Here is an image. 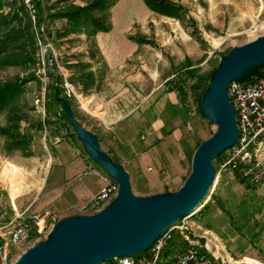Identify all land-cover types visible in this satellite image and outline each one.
<instances>
[{
  "label": "rangeland",
  "instance_id": "374dc122",
  "mask_svg": "<svg viewBox=\"0 0 264 264\" xmlns=\"http://www.w3.org/2000/svg\"><path fill=\"white\" fill-rule=\"evenodd\" d=\"M36 1H42L46 17L44 24L56 55L52 53V63L44 64L39 48L36 63L0 65V81L32 78L23 92L0 112V124L8 125L10 119L20 117L21 132H36L34 129L45 121L46 116L36 110L35 102L44 99L54 125L61 127L57 115L62 112V106L49 104L48 85L52 80L48 78L47 68L55 65L54 69L60 75V81L55 84L65 89L61 98L69 101L73 117L88 132L101 136L103 146L112 147L118 160L135 169L138 165L135 152L145 141L142 138L147 128L144 111L157 96L158 86L168 90L165 82L174 76L175 68L189 57L199 74L217 72L234 49L264 36V0H172L184 6L182 19L154 12L143 0H119L110 9L112 28L104 32L103 38L114 53L128 51V57L122 66L112 70L103 59L95 37L90 38L84 32L61 37L58 33L67 26V19L51 17L71 5L83 6L92 0ZM36 1L31 0L33 5ZM23 2L34 23L25 0ZM138 35L152 38L155 44L138 45L129 39ZM78 62L87 66L83 70L74 67ZM259 69H264V62L252 65L246 73ZM90 73H93V79ZM210 91L209 87L198 102L189 96V104L204 118L201 130L205 140L217 130L211 118ZM101 110L107 112L105 122L98 116ZM46 126L50 128L49 124ZM76 134L78 132L72 125L64 137L84 149ZM46 142L50 147V141L47 139ZM33 146L41 145L36 142ZM195 148L185 149L186 156L180 163L164 164L169 177L167 182L149 187L144 174L141 179L131 181V193L136 201L149 207L154 200L179 190L192 172ZM0 149L4 156L0 159L4 160L5 166L10 167L7 161L18 162L22 158V152L8 150L7 138L1 134ZM230 150H225L223 155ZM217 161L215 159L216 166ZM111 180L114 179L111 177ZM117 195L98 209L88 206L81 211L94 215L103 211L119 213ZM187 220L191 231L201 240L209 238L220 243V252L229 264H264V181L258 185L241 183L232 171L221 172ZM52 223L42 235L13 249L12 264L31 249L50 247L60 219Z\"/></svg>",
  "mask_w": 264,
  "mask_h": 264
},
{
  "label": "crops",
  "instance_id": "0c3cea01",
  "mask_svg": "<svg viewBox=\"0 0 264 264\" xmlns=\"http://www.w3.org/2000/svg\"><path fill=\"white\" fill-rule=\"evenodd\" d=\"M103 34L98 32L95 36L98 48L109 67L115 70L127 59L128 51L114 53ZM161 88L157 87V96L144 111L147 128L142 136L145 141L135 152L138 158L136 169L118 160L112 147L107 145L105 148L101 136L95 135L100 149L118 161L132 182L144 174L149 187L167 182L165 163H180L186 156L185 149L197 148L198 143L205 140L201 130L204 118L197 114L196 108L189 104V100L187 104L182 103L176 91ZM99 114L105 122L107 112L101 110ZM49 127L44 124L43 128L34 129L36 132L27 133L33 137L28 149H8L23 153L18 162L7 161L10 167L3 164L1 151L5 148L0 149V210L4 213V218L0 217V226L21 213L29 215L46 208L54 213V221L94 216L82 213L81 208H94V197L111 180V176L90 156L85 141L78 134L75 136L84 149L74 146V141L69 142L57 125ZM40 131H44L43 134ZM36 142L41 146L34 147Z\"/></svg>",
  "mask_w": 264,
  "mask_h": 264
},
{
  "label": "water",
  "instance_id": "95a60500",
  "mask_svg": "<svg viewBox=\"0 0 264 264\" xmlns=\"http://www.w3.org/2000/svg\"><path fill=\"white\" fill-rule=\"evenodd\" d=\"M264 62V36L236 48L222 62L211 81V118L217 130L196 149L192 172L176 192L141 206L131 193V177L119 163L103 152L97 137L88 132L72 115L66 103L69 122L86 143L90 156L119 183V213L104 211L88 217L61 221L53 231L48 248H34L15 264H100L106 259L134 254L148 248L168 223L192 214L205 198L216 177L214 159L238 140L235 110L228 87L252 65Z\"/></svg>",
  "mask_w": 264,
  "mask_h": 264
},
{
  "label": "built area",
  "instance_id": "2783aa9c",
  "mask_svg": "<svg viewBox=\"0 0 264 264\" xmlns=\"http://www.w3.org/2000/svg\"><path fill=\"white\" fill-rule=\"evenodd\" d=\"M34 19L37 44L41 50L43 63H52V40L47 35L44 23L37 24L36 9L31 0H25ZM53 50V51H52ZM255 72V71H254ZM244 73L232 80L228 87L230 102L236 113L238 140L230 147L226 155L217 161L216 177L223 171H235L241 168L243 176L253 184L264 181V73L251 75ZM49 78V77H48ZM68 85V82H66ZM36 110L46 116L45 100L35 102ZM225 152V151H224ZM119 191V183L110 180L94 197L93 207L101 205L113 198ZM1 219L4 213L0 210ZM188 215L177 218L176 223L169 222L157 239L146 249L122 256H115L100 264H229L221 254L220 243L213 239L201 240L188 225ZM52 221L54 213L51 209L32 214L21 213L0 226V264H12L13 249L28 242L33 237L42 235ZM188 243L182 251H173L171 242L175 233ZM166 251H169L166 253ZM165 260V262H162Z\"/></svg>",
  "mask_w": 264,
  "mask_h": 264
},
{
  "label": "trees",
  "instance_id": "16d2710c",
  "mask_svg": "<svg viewBox=\"0 0 264 264\" xmlns=\"http://www.w3.org/2000/svg\"><path fill=\"white\" fill-rule=\"evenodd\" d=\"M33 3L36 0H32ZM119 0H92L87 4L71 5L66 10L53 13L52 18L67 19V26L59 31L61 37L71 33L84 32L88 37L93 38L98 32H108L112 28L110 9ZM148 8L154 12L174 17L183 18L185 14L184 6L172 0H144ZM35 9L37 12V24L45 22V13L42 1H36ZM8 7V9H5ZM130 40L138 44H155L152 38L143 35L130 36ZM37 44L36 29L31 20L28 10L23 0H0V65L3 66H27L37 62ZM87 65L84 63H75L74 67L83 70ZM193 64L189 57L175 68V74L165 83L170 91H176L184 104L188 103L191 95L194 101H199L205 92L209 90V83L213 80L216 71L208 74H199L198 69L192 67ZM54 66H48L47 75L51 84L50 103L51 105H61L62 112L57 115V120L61 123V128L66 135L68 127L72 124L68 120L65 104L70 105L61 98L65 92L63 87L55 83L60 81V75L54 69ZM264 69L255 71L252 75H262ZM93 79V73L89 74ZM31 77H21L10 81H0V112L6 109L24 90L25 85L31 81ZM92 81V80H91ZM93 82V81H92ZM65 98L67 96L65 95ZM47 109V108H46ZM20 117L9 120L8 125L0 124V134L7 138V148L26 150L29 148L33 137L25 132H21L18 121ZM44 124L54 125L48 109L46 110V119L37 128H43ZM214 132H212L213 134ZM203 142V141H202ZM198 143V146L202 143ZM197 146V147H198ZM223 154V153H222ZM216 159H219L221 155ZM112 159V157H111ZM118 163L116 159H112ZM215 163V159H214ZM241 183L253 184L248 178L243 176L241 168L232 171ZM256 185V184H253ZM188 246V243L181 237L179 232L175 233L171 248L173 251H182ZM169 251H166L168 253Z\"/></svg>",
  "mask_w": 264,
  "mask_h": 264
},
{
  "label": "bare ground",
  "instance_id": "6f19581e",
  "mask_svg": "<svg viewBox=\"0 0 264 264\" xmlns=\"http://www.w3.org/2000/svg\"><path fill=\"white\" fill-rule=\"evenodd\" d=\"M165 222H167V223H165ZM167 224H168V220H164L163 225H167Z\"/></svg>",
  "mask_w": 264,
  "mask_h": 264
}]
</instances>
